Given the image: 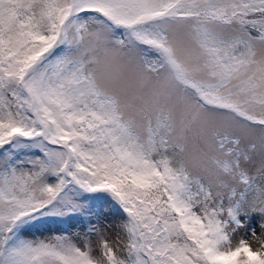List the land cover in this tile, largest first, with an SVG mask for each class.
I'll use <instances>...</instances> for the list:
<instances>
[{
  "label": "snow or ice",
  "instance_id": "1",
  "mask_svg": "<svg viewBox=\"0 0 264 264\" xmlns=\"http://www.w3.org/2000/svg\"><path fill=\"white\" fill-rule=\"evenodd\" d=\"M0 264H264V0H0Z\"/></svg>",
  "mask_w": 264,
  "mask_h": 264
},
{
  "label": "rangeland",
  "instance_id": "2",
  "mask_svg": "<svg viewBox=\"0 0 264 264\" xmlns=\"http://www.w3.org/2000/svg\"><path fill=\"white\" fill-rule=\"evenodd\" d=\"M250 242H251V244H252V246H253L254 248H257V247L260 246L259 242L255 241V240H251Z\"/></svg>",
  "mask_w": 264,
  "mask_h": 264
}]
</instances>
